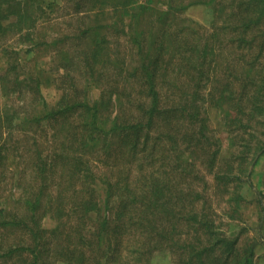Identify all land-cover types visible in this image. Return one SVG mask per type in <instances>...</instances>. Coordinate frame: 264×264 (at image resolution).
Here are the masks:
<instances>
[{
  "label": "trees",
  "instance_id": "1",
  "mask_svg": "<svg viewBox=\"0 0 264 264\" xmlns=\"http://www.w3.org/2000/svg\"><path fill=\"white\" fill-rule=\"evenodd\" d=\"M0 47V264L258 263L264 0H0Z\"/></svg>",
  "mask_w": 264,
  "mask_h": 264
},
{
  "label": "rangeland",
  "instance_id": "2",
  "mask_svg": "<svg viewBox=\"0 0 264 264\" xmlns=\"http://www.w3.org/2000/svg\"><path fill=\"white\" fill-rule=\"evenodd\" d=\"M55 2V4H61L62 0H45V6H48V4ZM155 5L162 9L165 8L164 4H161L159 2L155 3ZM212 9L211 6L206 4H198L193 5L189 7L186 11V14L199 21V22H208L211 18ZM51 29H49L50 32ZM51 32H54L51 30ZM15 46L19 47L21 44L15 43ZM43 52V51H42ZM40 51L33 53L31 55L34 58V63H36L38 66L44 64L43 62L48 58L44 53ZM26 56V55H25ZM7 62V56L4 54L3 50L0 47V68H4ZM33 63V62H32ZM42 90L47 98V100L50 103L56 102L60 97V91L53 82V80L49 77H45L44 84L42 85ZM2 102H5V99H3ZM224 149L228 147V144L226 143L224 145ZM10 164L13 167L17 166L16 159L12 158L10 160ZM253 182L255 183L256 188L252 187L251 185L247 184L245 189V196L247 198V201L244 203L242 210L244 213V219L249 221V224L252 226V230L250 231V234L252 236H257V241L255 243V250L257 251L256 257H257V264H263L259 261V258H264V230H259V220H260V211L258 208V195L259 191H264V156L259 160L257 163V166L255 167V171L253 173L252 177ZM17 195V190L12 189L10 192H8V200L10 201ZM43 225L46 227H51L54 225V221L50 217H46L43 221ZM162 256L158 258V260H161Z\"/></svg>",
  "mask_w": 264,
  "mask_h": 264
}]
</instances>
